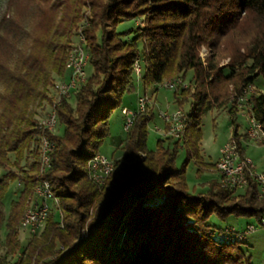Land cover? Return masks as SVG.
Returning a JSON list of instances; mask_svg holds the SVG:
<instances>
[{
	"label": "trees",
	"instance_id": "16d2710c",
	"mask_svg": "<svg viewBox=\"0 0 264 264\" xmlns=\"http://www.w3.org/2000/svg\"><path fill=\"white\" fill-rule=\"evenodd\" d=\"M23 1L24 17H12L0 37V228L4 224L6 231L0 240V264H30L33 258L42 264H251L240 248L243 241L225 240L223 229L208 220L259 221L264 196H257L252 181L243 191L229 192L219 180L210 181L204 193L191 194L184 166L193 158L200 173L212 167L198 155L199 126L208 111L224 107L227 86H234L237 98L264 77V0ZM138 19L141 26L117 29L123 21ZM242 20L254 26L244 53L230 54L229 63L218 68L221 39ZM78 34L81 41L72 49L70 39ZM204 47L209 57L202 63ZM77 48L86 51L84 70L89 64L92 74L70 91L74 105L66 99L52 103L56 126H63V133L42 130L33 105L37 100L51 104L49 88L55 78L64 80L66 72L68 77ZM136 62L140 76L144 67L145 89L175 77L185 81L191 72L188 86L173 94L179 111L192 100V114L185 113L182 137L158 140L156 149L149 151L146 124L152 117L138 113L125 133L118 170L100 187L91 181L87 164L109 135L112 110L134 91ZM252 94L248 108L264 138V94ZM232 137L243 155L245 137L237 135V128ZM44 143L49 168L40 172ZM180 149L187 159L177 168ZM25 155L33 159L30 174L19 166ZM42 179L58 207L47 215L42 239L30 236L34 238L26 245L24 259L14 262L21 248L23 202ZM11 181H18L22 190L5 216L2 197ZM56 243L61 250H54Z\"/></svg>",
	"mask_w": 264,
	"mask_h": 264
},
{
	"label": "rangeland",
	"instance_id": "374dc122",
	"mask_svg": "<svg viewBox=\"0 0 264 264\" xmlns=\"http://www.w3.org/2000/svg\"><path fill=\"white\" fill-rule=\"evenodd\" d=\"M26 10V2H24L23 0H0V37H2L3 35L4 28H7L13 22L12 17H15L16 15H18L20 18L24 17ZM83 12L88 15L87 10L84 9ZM84 21L85 19L82 20V22ZM137 26H141L140 19L134 22L123 21L117 29L119 31H124L127 28L133 27L134 29ZM253 32V23L250 20H242L237 23L235 29L231 31L227 37L221 39V46L218 49L219 53L215 58V62L218 68L224 67L229 63L230 54L237 53L238 50L240 54L244 53V44L247 43ZM70 40L73 42L72 49L74 47L79 46V43L81 41L79 38V34L74 35L73 37H71ZM203 49L204 59H207L209 57V53L207 52V49L205 47ZM83 72L84 78L89 77L92 74L91 66L88 64ZM69 73L70 72L68 70V77L66 72L64 80L55 78L53 84L55 85L56 83L58 84V82L60 81H66L69 78ZM143 75L144 67L142 66L141 76L140 78L137 77L134 91L126 93L123 97L120 106L112 110L108 119L109 135L103 141L102 145L98 150V155L105 156V160L112 161L114 172L118 170L116 161L120 159L122 149L125 144L126 135L128 134H125L126 130L123 129L124 116L121 114L122 108L134 110L138 98H148V104L144 114H146L148 117H150L151 115L152 117L146 124V148L149 151H154L156 149L158 140L168 138V136L164 135L165 125L161 118H159L160 114H169L178 110V106L175 103L173 91L164 88H157L156 86L145 89L142 83ZM191 78L192 73L188 72L186 74L185 81L182 78L181 80H183V82L188 86V82L191 80ZM54 85L49 88V98L51 104L50 102L47 103L45 101L37 100L33 105V108L36 107L34 110L36 111L37 122L46 120L48 114L51 112L52 103L54 101V98L56 97ZM251 88L253 91L252 95H254L255 92L264 94V77L260 76L256 78L252 83ZM234 92V86L228 85L227 98L223 103L224 107L213 108L201 118V125L199 126L201 140L198 145V155L201 158L203 164L212 167L208 169H203L200 173L198 171L196 160L193 158H191L184 166L183 164L187 159L186 152L183 149H180L178 151L175 165L177 168H181L182 166H184L185 182L187 185V189L191 194L204 193L207 190L208 183L210 181L219 180V175L217 174L218 172L215 167V163L217 166V160L219 159V151L232 138L234 128H237L238 136H244L243 134L246 127L245 118L241 115H236L234 117L235 108L233 107L234 105H232V103H235L237 101L236 98H233ZM62 99L66 98L64 97ZM66 100H68L71 105H74L75 99L73 93L70 95L69 98L67 97ZM191 103L192 100H189L188 103H185L182 106V110L188 116H191L192 114ZM230 108H232V113H229ZM156 129H159L160 131L157 133ZM56 132L61 135L63 133V126H60L59 124L57 126L55 125L52 130V133ZM261 143L262 142L255 143L247 139L241 140V144L244 149V156L252 161L253 166L255 167L258 173H264V144ZM166 144L168 143L166 142ZM10 160L13 162V155H10ZM32 162L33 159L31 157H28V155H25L22 161L20 162V169L23 170V172L30 174L29 164H31ZM113 171L111 174L114 173ZM12 172L16 174H22V172L16 169L15 167H12ZM35 186L33 187L32 192L27 196V198L23 202V212L21 214L20 220L22 219L23 214L28 205L31 206L38 204V198L35 193L33 194L34 188H37ZM21 190L22 186L19 185L18 181L8 182L2 197V203L4 208L3 210L5 216L7 215L11 204L18 202ZM47 204L50 205L49 212L56 211L55 208L57 207V205H54L53 201H48ZM44 223L45 222H43L41 229H39L34 234H30V236L34 235L35 239L41 240V234L45 228ZM208 223L218 229L234 228L235 230H240L241 228H245L246 224H253L257 226V230L255 232L245 237L243 243L240 245V248L245 253V255L250 258L251 264H264V227L259 224V221H256L253 218L235 219L233 217H229L225 221H220L214 216H212L208 220ZM5 233V225L3 224L0 228V240L2 242L4 241ZM18 233V240L21 244V248L15 252V254L13 255V259L10 258L14 262L24 259L25 254H27L28 251L26 245L29 240L33 241L32 238H34L30 237L25 230H22L20 228V224L18 225ZM61 248L62 247L59 246L58 243H56L54 250L58 251L61 250ZM1 254H3V249H0V255ZM49 259L47 258L46 261H49ZM30 264H42V262L34 260L33 258Z\"/></svg>",
	"mask_w": 264,
	"mask_h": 264
},
{
	"label": "bare ground",
	"instance_id": "6f19581e",
	"mask_svg": "<svg viewBox=\"0 0 264 264\" xmlns=\"http://www.w3.org/2000/svg\"><path fill=\"white\" fill-rule=\"evenodd\" d=\"M203 51H204V49L202 48V51L200 54V58H201L202 63L205 62ZM86 60H87V56L86 55L84 56V52L80 48H77L73 51V54H72L70 61H69V64H68V67L70 69V76H69L67 81L59 82L56 85V87H55L56 97L54 98L55 103H59V101L65 97V92L67 94V97H69L70 91L72 89H74L79 82L84 81L85 78H84V72L83 71H84V67L86 64ZM82 63H83V67H81L82 80H80L79 71L75 70V66H77V64H82ZM135 67L137 68V71H138V72H136V75L139 77L140 76V65L138 62L135 63L134 69H135ZM164 83L167 86H174V85L180 83L181 85H178V89H180L181 87L182 88L186 87V84L180 78L175 77V78H172L169 80H164L161 83L157 84L156 85L157 88H164ZM63 84H69V85H65V89H64ZM249 90H248V86H247L241 92V94L239 96H237L236 99L238 101V98H240V102L246 104V108L242 109V115H250V117H252L253 127H250V133L248 130L245 129L243 135L245 136V138L247 140L253 141L255 143L256 142L259 143L262 141L261 126L258 123V121L254 118L253 114L249 111L248 96L251 93H253L251 86H249ZM233 98H235V97H233ZM139 101L142 104H140V106H138V113H145V110H146V107L148 104V100L145 97H140ZM171 115H180V111L176 110V111L172 112ZM159 118H161V120L163 121L162 115H160ZM185 122H186V115L183 114V122H180V131H178V138L182 137L185 133ZM132 124H133V121H131V123L126 124L125 130L126 131L129 130L131 128ZM55 125H56V115H55L54 111H51L48 114V117L46 120L39 121L38 128L45 130V131H52L53 128L55 127ZM165 127H177V120L165 119ZM157 130H159V129H156V132L158 133ZM164 132H165L164 135H166L168 137L177 138V131L176 130H169V128H165ZM230 141H231V139H230ZM227 143L220 149V152H229V144H227ZM237 146H238V144H237ZM46 149H47V147H46V144L44 143L42 153H41L40 172H43L44 170L49 168V158L47 156V150ZM247 160H250V159L247 158ZM93 162H97V156H95L94 159L89 161L87 164L90 179H91V181H93L94 183L97 184V178L95 176H93L91 173V171H93ZM221 163H223V156H220V154H219V159L217 160V166H216V169L218 172L217 174L219 175V181L223 187L230 189V183L234 182V174L233 173H237V166H230V172L229 171H223L220 167ZM108 165H109V168H107L106 172L101 173V178L99 181L100 187L105 186L106 178L113 171V164H112L111 160H101V167H108ZM252 172H257L253 165H252ZM247 185H248V182H240V189L246 188ZM43 190H45V192H50L49 184L45 181L38 184L37 188L34 189V193L36 194L38 199H43ZM262 196H264V194L259 195V197H262ZM51 197L53 199L54 205H58V200L56 198H54L52 193H51ZM37 206H38V204L27 206V208L23 214V217L20 220V228L22 230L25 229L26 222L31 220L32 213L35 212V208H37ZM49 209H50V205L47 204V210L41 212L42 223L39 224V227L37 228V230H33L32 234L36 233L39 229H41L43 222H45V220H46ZM223 238L225 240L233 239V238H226L225 236ZM237 240H240V239H237Z\"/></svg>",
	"mask_w": 264,
	"mask_h": 264
},
{
	"label": "built area",
	"instance_id": "2783aa9c",
	"mask_svg": "<svg viewBox=\"0 0 264 264\" xmlns=\"http://www.w3.org/2000/svg\"><path fill=\"white\" fill-rule=\"evenodd\" d=\"M86 55V51L84 50V56ZM81 67H83L82 64H77L75 66V70L79 71V77L80 80H82L81 76ZM137 68L135 67L134 73L136 75ZM65 85L69 84H63L64 89ZM178 85L176 84L174 86H167L164 83V89L170 90L174 92H178ZM249 90V85H248ZM250 91V90H249ZM251 92V91H250ZM65 98L67 99V94L65 92ZM139 99L136 102V107L134 110H129L126 108L121 109V114L124 116V123H123V129H125L126 124L131 123V121H134L135 116L138 115V106H140ZM235 108L234 117L236 115H241L245 118L246 127L245 129L249 131L250 133V127H253L252 123V117L250 115H242V108H246L245 103L240 102V98H238V101L235 103H232ZM183 114H185L184 111H181L180 109V115H171V113H161L160 115L163 116V123L165 125V119H175L177 120V127H165L169 128V130H176L177 131V138H172L174 140L179 139L178 138V131H180V122H183ZM158 132L160 130H157ZM229 144V152H220V156H223V163H221V169L223 171H229L230 172V166H237V173L234 174V182L230 183V189H227L230 191H243L244 189H240V182H248L252 181L257 188V196L260 194H264V173H258V172H252V161L247 160V157L242 155L240 152V147L237 146V139L231 138V141L228 142ZM105 156L97 155V162H93V171H91L92 175L97 178V185L99 186V181L101 178V173L106 172L108 167H101V160H105ZM46 182V180L42 179ZM53 201L51 197L50 192H45L43 190V199H38V206L35 208V212L32 213V218L28 222H26L25 225V231L30 234H32L33 230H37L39 227V224L42 223L41 219V212L47 210V202ZM58 207V206H57ZM259 224L264 227V217H262L259 220ZM257 230V226L253 224H246L245 228H242L240 230H235L234 228H224L222 231V236H225L226 238H233V239H240L243 241L246 236L250 235L251 233L255 232Z\"/></svg>",
	"mask_w": 264,
	"mask_h": 264
},
{
	"label": "crops",
	"instance_id": "0c3cea01",
	"mask_svg": "<svg viewBox=\"0 0 264 264\" xmlns=\"http://www.w3.org/2000/svg\"><path fill=\"white\" fill-rule=\"evenodd\" d=\"M139 99V98H138Z\"/></svg>",
	"mask_w": 264,
	"mask_h": 264
}]
</instances>
